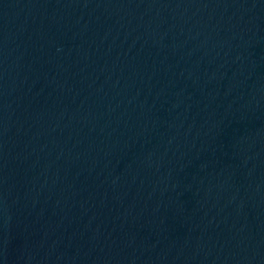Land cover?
<instances>
[{
	"label": "water",
	"instance_id": "1",
	"mask_svg": "<svg viewBox=\"0 0 264 264\" xmlns=\"http://www.w3.org/2000/svg\"><path fill=\"white\" fill-rule=\"evenodd\" d=\"M0 264H264V0H0Z\"/></svg>",
	"mask_w": 264,
	"mask_h": 264
}]
</instances>
